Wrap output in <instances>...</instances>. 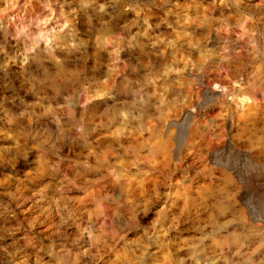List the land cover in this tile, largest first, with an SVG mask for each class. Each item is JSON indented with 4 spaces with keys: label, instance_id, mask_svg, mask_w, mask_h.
<instances>
[{
    "label": "rangeland",
    "instance_id": "1",
    "mask_svg": "<svg viewBox=\"0 0 264 264\" xmlns=\"http://www.w3.org/2000/svg\"><path fill=\"white\" fill-rule=\"evenodd\" d=\"M0 264H264V0H0Z\"/></svg>",
    "mask_w": 264,
    "mask_h": 264
}]
</instances>
